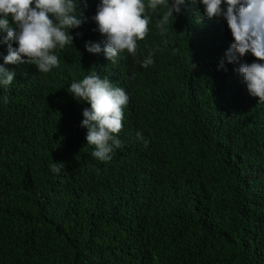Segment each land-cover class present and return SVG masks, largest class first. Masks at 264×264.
<instances>
[{
    "label": "trees",
    "instance_id": "16d2710c",
    "mask_svg": "<svg viewBox=\"0 0 264 264\" xmlns=\"http://www.w3.org/2000/svg\"><path fill=\"white\" fill-rule=\"evenodd\" d=\"M99 2L81 0L86 22L50 73L4 64L0 43V65L16 73L0 87V264H264V103L237 65L219 70L226 20L186 0L166 35L153 15L139 54L113 65L85 48L103 47ZM91 68L130 98L107 162L80 126L90 105L67 91Z\"/></svg>",
    "mask_w": 264,
    "mask_h": 264
},
{
    "label": "clouds",
    "instance_id": "9594fccd",
    "mask_svg": "<svg viewBox=\"0 0 264 264\" xmlns=\"http://www.w3.org/2000/svg\"><path fill=\"white\" fill-rule=\"evenodd\" d=\"M188 2L195 4L197 0ZM199 2L207 19L226 20L232 33L233 42L219 62V70L227 71L225 60L227 64L237 65L234 71L242 77L249 95L264 103V0ZM83 3L87 7V0ZM80 4L81 0H0V43L7 45L8 50L4 64L27 63L44 74L58 68L60 59L56 51L73 45L72 30L86 22L84 12L78 11ZM185 4L186 0H100L92 20L103 38V47L88 41L85 48L94 55L103 53L113 65L125 52L136 57L139 42L145 41L150 32L153 15L160 17L155 26L164 36L170 20L182 12ZM164 44L167 45L166 40ZM249 53L256 62L242 63V58ZM154 55L155 51H149L140 62L141 66L147 69L153 65ZM93 68L82 79L74 80L67 91L76 101L90 105L83 109L80 126L87 130L88 146L93 147L91 155L107 162L114 150L122 146L118 134L123 128L124 108L130 98L124 88L108 76L102 78ZM15 77L14 71L0 65V87L7 89ZM4 102H8L7 96ZM136 135L143 141L140 132ZM63 165L53 163L50 170L59 173Z\"/></svg>",
    "mask_w": 264,
    "mask_h": 264
}]
</instances>
